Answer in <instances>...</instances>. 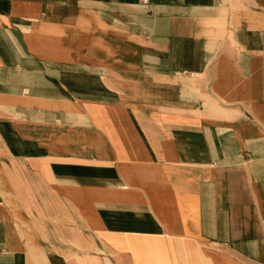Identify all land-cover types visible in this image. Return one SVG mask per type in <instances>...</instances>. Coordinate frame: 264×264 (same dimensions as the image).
<instances>
[{
    "label": "crops",
    "instance_id": "obj_1",
    "mask_svg": "<svg viewBox=\"0 0 264 264\" xmlns=\"http://www.w3.org/2000/svg\"><path fill=\"white\" fill-rule=\"evenodd\" d=\"M0 264H264V0H0Z\"/></svg>",
    "mask_w": 264,
    "mask_h": 264
},
{
    "label": "built area",
    "instance_id": "obj_2",
    "mask_svg": "<svg viewBox=\"0 0 264 264\" xmlns=\"http://www.w3.org/2000/svg\"><path fill=\"white\" fill-rule=\"evenodd\" d=\"M143 1H146V0H143Z\"/></svg>",
    "mask_w": 264,
    "mask_h": 264
}]
</instances>
